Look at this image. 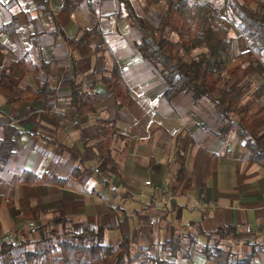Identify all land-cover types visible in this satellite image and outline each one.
<instances>
[{"label":"crops","instance_id":"obj_1","mask_svg":"<svg viewBox=\"0 0 264 264\" xmlns=\"http://www.w3.org/2000/svg\"><path fill=\"white\" fill-rule=\"evenodd\" d=\"M48 1L54 12L63 4ZM128 1L154 28L166 9L164 2L147 6L145 0ZM94 8L83 1L62 36L52 31L33 0H0V28L14 18L18 23L13 35H0V68L25 59L34 65L36 79L48 80L54 90L44 102L35 78L15 68L10 72L15 96L31 87L35 97L17 105L0 91L2 240L15 245L17 237L12 241L9 235L17 236L28 224L30 232L49 224L51 233L69 228L74 234L101 227L103 245L129 240L130 264H211L200 251L206 244L200 231L232 227L255 235L226 237L219 247L244 258L256 244L252 264H264V169L249 162L244 138L235 132L219 136L222 109L207 99L195 101L191 92L172 101L164 97L167 85L160 72L137 50L141 34L125 15L116 17L120 0H99L97 16ZM94 26L104 36L105 51L79 58L65 38H78ZM115 65L133 99L128 106L117 103L97 81ZM72 83L94 110L80 119L72 117ZM176 152L185 157L180 183L175 180ZM214 155L215 168L205 181ZM76 168L81 173L73 178ZM23 171L69 182L62 188L13 184L12 178ZM186 179L194 189L205 181L202 202L196 191L180 193ZM21 202L31 214L22 215ZM172 238L179 241L174 253L161 246Z\"/></svg>","mask_w":264,"mask_h":264},{"label":"trees","instance_id":"obj_2","mask_svg":"<svg viewBox=\"0 0 264 264\" xmlns=\"http://www.w3.org/2000/svg\"><path fill=\"white\" fill-rule=\"evenodd\" d=\"M36 8L46 17L53 26V32L64 36L63 29L68 24L71 15L86 1L92 9V14H99V0H63L62 6L52 11L48 0H33ZM224 7L231 12L232 19L226 20L220 11L209 3L200 0H145L147 6L164 2L166 9L154 28L146 20L138 16L128 0H120V11L116 17L125 15L129 25L141 34L140 42L136 45L138 52L144 60L149 61L161 74L167 88L164 97L172 101L179 94L191 92L193 99H207L216 109H222L223 123L219 129V136L235 132L244 138L245 148L249 153V162L264 169V83L255 93L254 97L244 103V91L234 83L243 75L244 65L255 64L257 76L264 75V1L259 0H222ZM232 25L241 38L248 44V50L233 54L232 41L228 36L227 24ZM18 28L14 18L9 24L0 28V35L11 36ZM174 34L176 40L166 36V32ZM68 48L75 52L79 58L97 56L105 51V39L97 26L90 30H83L78 38H65ZM3 50L4 47L0 46ZM32 75L37 81L39 92L43 95L44 102L52 96L54 90L48 80L39 81L33 64L25 59L5 65L0 75V91L8 103L21 105L26 100L35 97L36 93L31 87L15 96V88L10 81V72L13 69ZM105 88L114 95L117 103L130 105L133 99L130 90L122 84L119 68L115 65L109 75H102L97 79ZM72 117L80 119L92 113L93 107L77 91L76 85L71 87ZM50 106L46 104L45 111ZM175 161L178 172L175 175L176 183L183 177L185 157L181 152H176ZM217 156H211L206 172L205 181L210 172L215 168ZM150 164H154L150 160ZM154 171H159V166L154 165ZM81 173L76 168L71 177L76 178ZM13 184L23 185H51L65 187L69 178L57 176L35 175L23 171L12 178ZM199 189H194L192 181L186 179L180 188V193L196 191L199 201H203L206 183ZM2 197L0 196V206ZM22 215L31 214L21 202ZM49 224L33 228L32 232H39L44 241L51 237L44 235V230ZM200 234L206 238V244L201 248V253L211 264H252L257 252L256 244L251 245V252L244 258H237L231 251L219 247L220 241L226 237H252L254 232L239 233L235 228L227 227L216 232ZM71 240H63L58 244L49 243L45 248L35 253H27L29 260H38V264H130L134 259L130 256V242L121 238L117 247L103 245V229L96 231L85 230L80 234L66 232ZM246 239V238H245ZM247 244V241H244ZM168 251L174 253L179 247V241L172 238L163 243ZM14 245L10 241L0 239V264H18L12 254ZM162 264V263H160Z\"/></svg>","mask_w":264,"mask_h":264},{"label":"rangeland","instance_id":"obj_3","mask_svg":"<svg viewBox=\"0 0 264 264\" xmlns=\"http://www.w3.org/2000/svg\"><path fill=\"white\" fill-rule=\"evenodd\" d=\"M200 1L214 5L220 11V14L226 18L227 21L232 19L231 12H229L224 7V3L222 0H200ZM263 1L264 0H259V2H261V3ZM148 24L151 27H154L149 22H148ZM227 29H228V36H229L230 40L232 41V52L233 53H241V52L247 51L248 47H249L248 42L243 38L240 41H237L238 40V38H237L238 35L236 33L237 31L235 30V28L232 25L229 24V22L227 24ZM166 33H167L166 34L167 37H169V38L171 37L172 39H174V41L176 40V37L174 36V34L170 33L169 31H167ZM263 61H264V52H263ZM245 70L247 71V73L244 77H242L245 74ZM254 70H255V64L254 63L245 64L243 75L234 83V85L240 86V88H242V90L244 91V97L242 99V103L252 99L254 97L255 93L259 90L261 85L264 83V75L263 76H257ZM208 102H210V101H208ZM176 167L177 166L174 164V168H176ZM175 172H176V170L174 169V174H175ZM30 226L31 225L28 224L24 228L19 230L21 232H19L17 234V236L9 235V237L11 238L12 241H15L16 237H17V241L15 242V245L13 244L14 245V251H12V254H13V258H14L15 262L18 264H38L37 259L29 260L26 258V254L27 253H35L38 250L45 248L49 243L56 245V244L62 242L63 240H70V241L72 240L73 241V239H71L69 236H66V233H65V232L70 231L69 228H65L64 232H61V233L57 232V231H56V233H51V230L46 228V230H44V235L51 237L50 241L46 242L43 239H41L42 235L39 234V232H35V233L30 232V230H31ZM2 236L3 235L0 233V239H2ZM108 245L112 246L114 248L117 247L116 243H113V242H111V244H108Z\"/></svg>","mask_w":264,"mask_h":264},{"label":"built area","instance_id":"obj_4","mask_svg":"<svg viewBox=\"0 0 264 264\" xmlns=\"http://www.w3.org/2000/svg\"><path fill=\"white\" fill-rule=\"evenodd\" d=\"M149 184H150V182H146V183H145V185H149Z\"/></svg>","mask_w":264,"mask_h":264}]
</instances>
